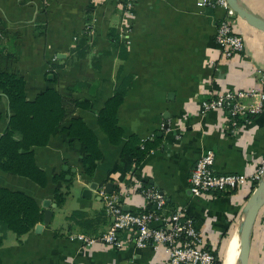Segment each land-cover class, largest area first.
<instances>
[{
	"label": "crops",
	"instance_id": "1",
	"mask_svg": "<svg viewBox=\"0 0 264 264\" xmlns=\"http://www.w3.org/2000/svg\"><path fill=\"white\" fill-rule=\"evenodd\" d=\"M128 1L0 0V69L24 79L28 100L53 88L86 101L88 107L73 115L95 134L101 152L93 175L87 176L84 144L64 131L67 119L46 145L34 147L36 164L47 178L44 187L0 171V185L33 196L41 210L49 200L52 210L48 224L36 231L41 221L20 236L0 223V264H166L162 249L137 248L124 233L120 247L86 246L77 238L108 228L100 194L107 184L131 211L144 206L137 186L156 187L169 207L186 208L217 255L238 223L250 186L194 196L188 177L208 149L219 174L248 176L264 165V111L241 120L233 135L224 112H199L200 103L219 92L260 87L264 31L229 14L245 43L240 53L224 59L215 41L223 9L200 0H134L127 12ZM239 1L264 19V0ZM122 86L126 93L116 111L121 137L112 144L98 124V112ZM0 113L1 134L11 113L1 91ZM130 137L157 142L139 166L122 153ZM93 184L90 196L83 195ZM56 190L64 197L59 205ZM248 264H264V202L251 229Z\"/></svg>",
	"mask_w": 264,
	"mask_h": 264
},
{
	"label": "built area",
	"instance_id": "2",
	"mask_svg": "<svg viewBox=\"0 0 264 264\" xmlns=\"http://www.w3.org/2000/svg\"><path fill=\"white\" fill-rule=\"evenodd\" d=\"M134 0H129L125 11H129ZM200 4L219 7L224 10L216 26L215 41L220 56L224 59L240 53L244 49V37L234 29L229 14L234 11L227 0H200ZM215 59L211 60L214 63ZM260 87L249 89H228L213 97L203 100L199 112L210 110L222 111L226 114L229 132L233 135L243 119L257 116L264 111V72H259ZM214 154L208 149L196 160L188 177L189 189L194 196L226 193L258 182L263 175L264 165L251 175L219 174L213 169ZM138 192L144 199L140 210H126L117 192L100 191L104 210L110 218L108 228L100 235L87 237L78 235L84 245L96 242L120 247L126 234L137 248L152 247L162 249L166 256V264H215L217 255L205 245L203 234L187 214L184 206L167 207L166 195L154 186L139 185ZM150 208L146 209V206Z\"/></svg>",
	"mask_w": 264,
	"mask_h": 264
},
{
	"label": "trees",
	"instance_id": "3",
	"mask_svg": "<svg viewBox=\"0 0 264 264\" xmlns=\"http://www.w3.org/2000/svg\"><path fill=\"white\" fill-rule=\"evenodd\" d=\"M24 89L25 81L22 77L0 69V91L6 96L11 111L0 134V171L28 178L38 186L44 187L47 178L45 172L36 164L34 147L46 145L51 134L69 119L68 125L63 127L64 131L69 137L84 144L82 167L87 176H92L96 161L101 157L97 138L81 118L73 115L76 109L88 107V103L69 98L53 88L42 91L33 100H28ZM125 93L126 86L120 87L98 112V124L112 144L120 142L121 130L116 122V111ZM156 145L157 142L140 141L136 137H130L123 145L122 153L130 155L139 166ZM256 184L254 182L251 185L249 194ZM143 186L150 185L145 183ZM217 194L223 193L214 195ZM54 199L58 205L61 204L63 194L56 190ZM174 207L176 206L169 208ZM148 208L150 205L146 206V209ZM42 218L40 205L33 196L0 185V223L20 236L34 228ZM238 219L239 216L236 220ZM231 234V231L226 233L221 254L214 252L217 255L215 264L222 263L224 246ZM1 240L0 236V243Z\"/></svg>",
	"mask_w": 264,
	"mask_h": 264
},
{
	"label": "water",
	"instance_id": "4",
	"mask_svg": "<svg viewBox=\"0 0 264 264\" xmlns=\"http://www.w3.org/2000/svg\"><path fill=\"white\" fill-rule=\"evenodd\" d=\"M231 9L243 20H245L250 26H253L261 31H264V19L255 15L254 13L247 10L239 0H227ZM110 184L106 185L105 191L111 192ZM97 185L93 184L89 189H84L83 195L90 196L93 189H96ZM264 202V178L262 177L248 195L245 204L242 208L241 214L239 216L240 222L238 224V254L234 264H248V254H249V239L251 229L258 213L259 208ZM50 201L45 200L42 203L43 219L42 223L35 226L36 231L48 224L52 216V210L50 209ZM231 241V240H230ZM228 248V246H227ZM222 259V263H224Z\"/></svg>",
	"mask_w": 264,
	"mask_h": 264
},
{
	"label": "bare ground",
	"instance_id": "5",
	"mask_svg": "<svg viewBox=\"0 0 264 264\" xmlns=\"http://www.w3.org/2000/svg\"><path fill=\"white\" fill-rule=\"evenodd\" d=\"M262 177L264 178V174ZM239 222H240V219H238V223ZM238 239H239V234H238V225H237L236 229H234L233 233L231 234L228 244L226 245L224 249L223 258L225 259H224L223 264H234L235 263V260L238 254Z\"/></svg>",
	"mask_w": 264,
	"mask_h": 264
},
{
	"label": "rangeland",
	"instance_id": "6",
	"mask_svg": "<svg viewBox=\"0 0 264 264\" xmlns=\"http://www.w3.org/2000/svg\"><path fill=\"white\" fill-rule=\"evenodd\" d=\"M262 174H264V169H263V171H262ZM262 176H263V175H261L260 178H261ZM245 187H249V184H246ZM78 192L82 194V189H81V188H78ZM240 214H241V213H240ZM240 214H239V216H240ZM238 224H239V223H237V224L232 228V232L234 231V229H236V227H237ZM224 242H225V241H224ZM226 243H227V242H226ZM223 245H224V244H223Z\"/></svg>",
	"mask_w": 264,
	"mask_h": 264
}]
</instances>
